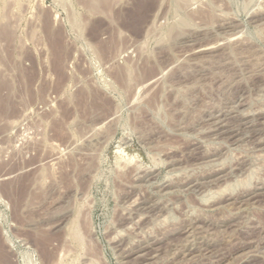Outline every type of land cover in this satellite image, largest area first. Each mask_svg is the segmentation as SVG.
<instances>
[{"label": "rangeland", "instance_id": "1", "mask_svg": "<svg viewBox=\"0 0 264 264\" xmlns=\"http://www.w3.org/2000/svg\"><path fill=\"white\" fill-rule=\"evenodd\" d=\"M0 264H264V0H0Z\"/></svg>", "mask_w": 264, "mask_h": 264}, {"label": "bare ground", "instance_id": "2", "mask_svg": "<svg viewBox=\"0 0 264 264\" xmlns=\"http://www.w3.org/2000/svg\"><path fill=\"white\" fill-rule=\"evenodd\" d=\"M142 4H143V3H142ZM143 5H144V4H143ZM73 231H74V230H73ZM75 233H76V232H75ZM75 233H74V234H75Z\"/></svg>", "mask_w": 264, "mask_h": 264}]
</instances>
